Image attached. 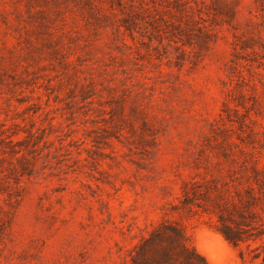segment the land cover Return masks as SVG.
I'll return each instance as SVG.
<instances>
[{
  "label": "rangeland",
  "instance_id": "rangeland-1",
  "mask_svg": "<svg viewBox=\"0 0 264 264\" xmlns=\"http://www.w3.org/2000/svg\"><path fill=\"white\" fill-rule=\"evenodd\" d=\"M163 223L264 264V0H0V264H164Z\"/></svg>",
  "mask_w": 264,
  "mask_h": 264
},
{
  "label": "trees",
  "instance_id": "trees-1",
  "mask_svg": "<svg viewBox=\"0 0 264 264\" xmlns=\"http://www.w3.org/2000/svg\"><path fill=\"white\" fill-rule=\"evenodd\" d=\"M228 240L234 244H238L240 238L235 235H230L225 232ZM170 240L172 248L165 251L162 254V261L164 264L170 262V260L176 255V259L180 260L185 264H198V260L202 264H208L207 260L195 249V247L187 242V237L183 231V228L179 225L174 224H162L158 226L150 237L144 238L141 243L136 246V252L144 254L147 248L156 240L164 241ZM146 259V258H145ZM148 260V259H146ZM144 260L145 262H147ZM147 264V263H144Z\"/></svg>",
  "mask_w": 264,
  "mask_h": 264
}]
</instances>
